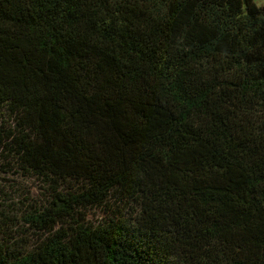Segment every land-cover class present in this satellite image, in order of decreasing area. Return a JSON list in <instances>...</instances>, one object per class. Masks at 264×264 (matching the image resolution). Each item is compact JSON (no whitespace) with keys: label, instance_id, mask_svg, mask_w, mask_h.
<instances>
[{"label":"trees","instance_id":"16d2710c","mask_svg":"<svg viewBox=\"0 0 264 264\" xmlns=\"http://www.w3.org/2000/svg\"><path fill=\"white\" fill-rule=\"evenodd\" d=\"M0 153V264H264V5L0 0Z\"/></svg>","mask_w":264,"mask_h":264},{"label":"rangeland","instance_id":"374dc122","mask_svg":"<svg viewBox=\"0 0 264 264\" xmlns=\"http://www.w3.org/2000/svg\"><path fill=\"white\" fill-rule=\"evenodd\" d=\"M258 5H264V0H255ZM45 185L36 176L26 172L15 162L8 164L0 153V210L3 213L20 212L24 204L46 198ZM29 198L28 200H25ZM104 217L101 209H91L87 219L98 223ZM11 228V223H8ZM30 237H28L29 239ZM29 240H32L30 238Z\"/></svg>","mask_w":264,"mask_h":264}]
</instances>
